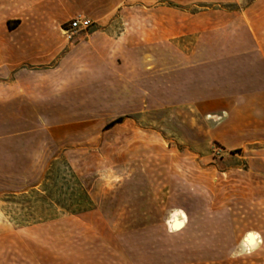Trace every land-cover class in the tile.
Segmentation results:
<instances>
[{
	"label": "rangeland",
	"instance_id": "1",
	"mask_svg": "<svg viewBox=\"0 0 264 264\" xmlns=\"http://www.w3.org/2000/svg\"><path fill=\"white\" fill-rule=\"evenodd\" d=\"M3 8L0 234L87 202L129 252L245 253L249 231L264 251V0Z\"/></svg>",
	"mask_w": 264,
	"mask_h": 264
},
{
	"label": "crops",
	"instance_id": "2",
	"mask_svg": "<svg viewBox=\"0 0 264 264\" xmlns=\"http://www.w3.org/2000/svg\"><path fill=\"white\" fill-rule=\"evenodd\" d=\"M49 2L0 0V19L5 5L21 4L30 11ZM123 240V236L115 234L113 225L93 209L72 218L52 219L1 233L0 264H264V251L258 252L263 241L251 253L218 257L184 253L180 259L177 252H129Z\"/></svg>",
	"mask_w": 264,
	"mask_h": 264
},
{
	"label": "bare ground",
	"instance_id": "3",
	"mask_svg": "<svg viewBox=\"0 0 264 264\" xmlns=\"http://www.w3.org/2000/svg\"><path fill=\"white\" fill-rule=\"evenodd\" d=\"M186 224V215L180 209H174L167 220V225L172 231H179ZM262 240L258 233L251 231L245 234L242 240V247L247 253L255 251L261 245Z\"/></svg>",
	"mask_w": 264,
	"mask_h": 264
},
{
	"label": "built area",
	"instance_id": "4",
	"mask_svg": "<svg viewBox=\"0 0 264 264\" xmlns=\"http://www.w3.org/2000/svg\"><path fill=\"white\" fill-rule=\"evenodd\" d=\"M93 26V22L84 15H76L62 24L60 31L66 41H71L79 34H87Z\"/></svg>",
	"mask_w": 264,
	"mask_h": 264
},
{
	"label": "trees",
	"instance_id": "5",
	"mask_svg": "<svg viewBox=\"0 0 264 264\" xmlns=\"http://www.w3.org/2000/svg\"><path fill=\"white\" fill-rule=\"evenodd\" d=\"M14 24H17L18 23V20H15L13 21ZM121 121V118H117L113 121H111L107 126H110V125H113L115 123H118ZM39 199H41V201L43 202L44 201V204H46L45 207H51V201L47 200V198L45 197H39ZM45 199V200H44ZM36 202L34 201L31 205H28V207H36V206H33ZM79 205H76L77 207L69 210V214H80V213H83V212H87V211H90V210H93L95 209L93 206L91 205H87V202L85 203V205L81 206V203H78ZM90 204V203H89ZM57 217H53V218H43V221H48V220H52V219H55ZM18 226H21L20 224H17Z\"/></svg>",
	"mask_w": 264,
	"mask_h": 264
}]
</instances>
